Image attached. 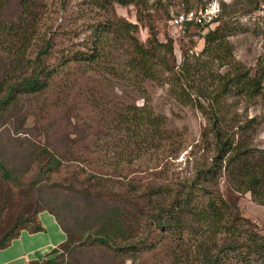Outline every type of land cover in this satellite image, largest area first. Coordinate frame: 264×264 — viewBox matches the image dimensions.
Segmentation results:
<instances>
[{
    "label": "rangeland",
    "instance_id": "374dc122",
    "mask_svg": "<svg viewBox=\"0 0 264 264\" xmlns=\"http://www.w3.org/2000/svg\"><path fill=\"white\" fill-rule=\"evenodd\" d=\"M140 1L137 20L135 5L115 4L109 12L94 0H36L41 16L26 58L33 59L49 41L47 61L56 68L40 92L17 93L6 100L9 84L4 79L11 58L0 48V229L9 228L18 213L30 215L37 204L52 210L73 240L66 255L70 264H200L196 236L186 229H159L152 214L155 205H169L196 169L209 164L214 146L208 116L174 93V87L184 88L186 82L182 78L176 83L171 70L166 71L164 61H173L164 47L151 63L155 78L132 70L135 51L128 35L147 44L146 25L154 24L159 42L173 41L177 65L187 57L190 77L209 83L210 75L225 68L219 60L200 55L202 36L223 22L230 30L231 65L241 63L252 72L264 68V0H213L220 6L217 20L187 30L171 24L172 15L198 10L208 0ZM23 13L20 0H0V26L19 22ZM106 18L119 28L118 34L103 39L98 58L76 60L75 53L92 52L94 23ZM122 20L137 23V31L126 34ZM16 75L20 79L22 74ZM226 98L228 103L238 100L233 108L242 119L257 117L252 143L264 149V94L251 100ZM148 114L158 117L161 135L144 118ZM47 151L60 161L53 168L47 166ZM219 187L240 212L234 239L264 235V204L249 192L231 190L224 178ZM26 190L32 195L25 197ZM115 208L117 216L111 217L122 225L117 226L121 230L115 246H110L98 237L114 226L107 220ZM208 247L212 255L219 254V264H245L247 258L262 264L252 254L249 258L244 247Z\"/></svg>",
    "mask_w": 264,
    "mask_h": 264
},
{
    "label": "trees",
    "instance_id": "16d2710c",
    "mask_svg": "<svg viewBox=\"0 0 264 264\" xmlns=\"http://www.w3.org/2000/svg\"><path fill=\"white\" fill-rule=\"evenodd\" d=\"M208 1H205L203 5H206ZM94 2L101 9H106L109 12L114 11L115 4L135 5L137 20L141 19L142 5L139 4L141 3L140 0H94ZM20 5L25 17L19 22L0 26V48L7 51L11 58L10 68L7 70L8 74L4 79V83L9 84L6 86L7 89L3 95L7 101L15 98L17 93H37L44 90L56 73V68L49 64L46 57L49 54L47 52L49 41H45L41 45L33 59L28 60L26 58L27 52H31L28 50L33 38L34 26L41 16V5L36 3V0H20ZM94 24V30L91 32L92 47L90 51L92 52L88 54L87 52L75 53L76 60L87 61L98 58L103 50V39L109 35L118 34L119 28L107 18ZM121 25L126 34H131V31L136 32L138 29L137 23L122 20ZM191 26L200 25L184 23L182 28L187 30ZM146 27L148 29L147 44H142L132 34L128 35L135 51V57L130 60V67L132 70H139L143 76L155 78L151 63L158 48L164 47L173 61V65H170L168 59L164 61L166 71L171 70L176 83L180 82L182 78L186 82L184 88L182 85L179 90L174 87V93L179 99H185V103L197 107L198 110L208 116L207 130L212 136L214 146V153L209 164L200 166L195 170L192 180L176 192L169 205L157 204L154 206L156 211L152 214V221L156 227L164 231L170 230L172 233H180L186 229L195 235L197 252L201 255L198 259L200 264H219V254L212 255L211 248L208 247L210 243L218 251L227 248L237 250L244 247L249 251L247 254L249 258L252 254L253 258L264 264V235L252 233L244 241L234 239L233 228L241 220L240 212L236 202L226 199L219 187L220 180L224 178L229 182L231 190L249 192L258 203L264 204V149H260L252 143L258 125L257 117L242 119L241 114L233 108L234 104L237 106L238 100L233 102L234 104L228 103L226 100L227 95H234L246 100L263 95L264 68H258L252 72L241 63L231 65V61L228 60L231 56L228 41L230 30L227 24L222 22L215 29H209L202 36L204 45L200 55L219 60L220 67L225 69L210 75L211 81L209 83H206L205 80L191 78L187 57L184 56L180 65H177L175 61L173 41L167 39L165 43L159 42L155 25L148 24ZM159 64H163V61ZM29 69H31L30 73L25 75ZM17 73L22 74L20 79H16L18 78ZM13 79L14 82H12ZM144 118H147L149 125L158 130L157 134L161 135L158 117L148 114ZM46 154L48 156V168H53L60 163L59 159L50 155L48 151ZM0 169H2L1 163ZM4 175L7 178V174ZM29 188H33V185H30ZM200 191L203 195L198 194ZM25 193L32 195L29 190L24 192V196ZM154 193L156 194L157 191ZM33 202L35 203L34 200ZM37 206L38 204L28 216L23 212L18 213L9 222V228L0 229V249L6 248L24 229L31 233L44 231L38 214L47 208H37ZM2 209L0 204V220ZM117 210L116 208L111 210L107 220V222L111 221L114 226L110 230L104 228L103 231L99 232L100 237L98 238L102 244L113 245L117 232L121 230L117 226H121L122 223L112 218L117 216ZM49 212L55 216L66 238L51 251L50 254H54L53 256L42 261H29L27 264H70L66 255L68 251H71V246L68 243L73 240L58 216L52 210ZM124 233L121 232L120 234ZM224 235L230 237L222 240ZM245 262V264H251V259L247 258Z\"/></svg>",
    "mask_w": 264,
    "mask_h": 264
},
{
    "label": "crops",
    "instance_id": "0c3cea01",
    "mask_svg": "<svg viewBox=\"0 0 264 264\" xmlns=\"http://www.w3.org/2000/svg\"><path fill=\"white\" fill-rule=\"evenodd\" d=\"M44 231L31 233L22 230L10 244L0 249V264H27L29 261H42L54 254L51 251L66 238L55 216L47 210L38 214Z\"/></svg>",
    "mask_w": 264,
    "mask_h": 264
},
{
    "label": "built area",
    "instance_id": "2783aa9c",
    "mask_svg": "<svg viewBox=\"0 0 264 264\" xmlns=\"http://www.w3.org/2000/svg\"><path fill=\"white\" fill-rule=\"evenodd\" d=\"M219 12V4L210 0L207 5L201 6L198 10H187L172 15L170 22L179 28H182L184 23H192V25H205L214 21Z\"/></svg>",
    "mask_w": 264,
    "mask_h": 264
}]
</instances>
